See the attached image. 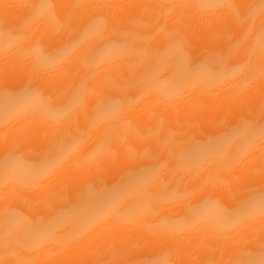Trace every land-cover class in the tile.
Instances as JSON below:
<instances>
[{"label": "bare ground", "instance_id": "1", "mask_svg": "<svg viewBox=\"0 0 264 264\" xmlns=\"http://www.w3.org/2000/svg\"><path fill=\"white\" fill-rule=\"evenodd\" d=\"M38 3L45 6L33 15ZM258 3L0 0V264H93L114 258L139 264L161 252L171 264H231L259 254L264 239L259 210L231 224L219 209L232 208L241 190L264 179L257 172L264 167V141L235 159L239 139L191 164L180 160L182 149L259 111L264 49L257 32L264 13L245 34L247 23L228 6L243 12ZM97 17L103 22L96 32L81 37L57 62L43 61ZM105 41L113 47L103 59L84 66V53ZM201 64L207 67L191 71ZM149 69L154 77L137 83ZM82 78L88 91L80 102L60 114L49 111V105L65 104ZM113 80L132 83L116 88ZM28 87L34 95L22 105L6 103L5 92ZM101 94L121 103L94 117ZM54 145L59 154L49 153ZM9 153L18 159L5 169ZM45 157L51 163L35 171ZM145 165L158 170L136 190L96 208L90 222L55 218L89 186H113ZM171 189L195 194L158 198ZM205 197L214 203L194 223L180 218ZM42 222L50 226L49 234L30 243V233Z\"/></svg>", "mask_w": 264, "mask_h": 264}, {"label": "snow or ice", "instance_id": "2", "mask_svg": "<svg viewBox=\"0 0 264 264\" xmlns=\"http://www.w3.org/2000/svg\"><path fill=\"white\" fill-rule=\"evenodd\" d=\"M45 5L43 3H38L33 5V15L38 13ZM232 11L235 13L237 19L240 23H247L245 28V34L251 32L255 27V17L258 14L264 13V0H259L258 4H249L245 6L243 12L238 9L235 5H228ZM70 22V21H69ZM102 18H93L83 25L80 35L73 39L71 42L65 43L52 50L42 59L47 63H55L60 60L71 48L75 47L81 37L88 35L92 32L98 30V25L102 23ZM137 21L132 20L129 23H135ZM113 29H109L112 31ZM257 35L259 36V41L261 48L264 49V21L261 22L258 29ZM9 36H11V30L9 31ZM113 47V42L105 41L101 43L98 47L87 50L81 58V63L86 67H93L104 57V54ZM207 67L204 64L194 66L191 71H199L202 68ZM155 75L154 69H149L140 78V81H148L152 79ZM264 76V71L261 73ZM132 83L131 81H125L123 83H117L115 80L112 84L116 88H121L125 84ZM149 89V85L145 84L144 91ZM88 91L84 84V78H82L81 83L76 86L72 95L68 101L62 106L49 105V111L55 114H60L71 109L75 104L79 103L84 93ZM6 103L17 107L23 104L28 98L34 95L33 90L28 87L19 90L15 93L5 92ZM121 103L119 97L112 96L110 94H101L94 105L93 114L94 117H100L104 114L115 110ZM239 139V145L233 155V159L238 157L241 153L247 152L253 146H255L257 141H264V100L261 101L258 112H253L251 115L240 119L235 125L229 127L224 132L218 136L214 135L209 137L208 140L204 142H198L187 149H182L180 153V160L182 164H191L202 158L210 155L218 154L222 149L229 146L234 140ZM59 145L50 146L49 153L56 151L59 154ZM155 159V157H152ZM18 158L13 154L9 153L3 163L5 169H7L11 164L15 163ZM51 163L48 157L41 159L34 165V170L37 172L43 171ZM158 170L157 165H145L141 168L136 169L130 174L121 178V180L110 187H105L104 189H97L95 186H89L87 194L81 193L78 200L72 201L67 204L63 209L55 213L56 219L61 218H76L80 217L81 225L93 220L98 213L95 211L96 208L110 204L113 200L117 199L128 192L136 190L140 184H142L146 179L152 176ZM175 171V170H173ZM260 175H264V167L257 169ZM190 193L185 190L180 192L178 189H171L159 194L160 199H170L178 198L180 196H188ZM240 199L236 202L235 206L232 208L221 207L220 215L221 218L231 224L239 223L246 217H249L259 210L261 216H264V179L260 180L258 184L249 186L239 193ZM214 203L209 198L205 197L196 204H190L185 209L181 219L187 223H194L199 215L201 214L203 208L208 204ZM50 232V226L47 222H42L30 233L29 242L36 243L40 239L46 237ZM78 234V229L68 234L67 238H73ZM260 248L258 250V255L249 257L244 260L232 261L231 264H264V239L259 241ZM93 264H137V262L128 261L125 259L114 258L111 260H101L99 262H93ZM139 264H171V261L167 258L165 252L156 254L150 259H145Z\"/></svg>", "mask_w": 264, "mask_h": 264}]
</instances>
